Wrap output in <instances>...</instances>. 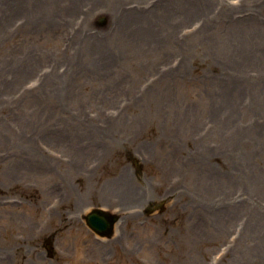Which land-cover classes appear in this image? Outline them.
<instances>
[{"label":"rangeland","instance_id":"rangeland-1","mask_svg":"<svg viewBox=\"0 0 264 264\" xmlns=\"http://www.w3.org/2000/svg\"><path fill=\"white\" fill-rule=\"evenodd\" d=\"M0 264H264V0H0Z\"/></svg>","mask_w":264,"mask_h":264},{"label":"water","instance_id":"water-1","mask_svg":"<svg viewBox=\"0 0 264 264\" xmlns=\"http://www.w3.org/2000/svg\"><path fill=\"white\" fill-rule=\"evenodd\" d=\"M87 225L100 236H110L113 234L115 224L119 221V216L111 214L102 209H93L85 217Z\"/></svg>","mask_w":264,"mask_h":264}]
</instances>
